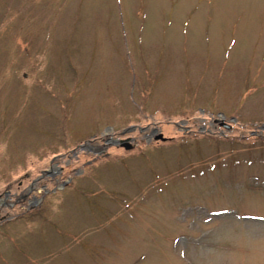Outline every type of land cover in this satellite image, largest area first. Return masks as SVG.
Instances as JSON below:
<instances>
[{
	"label": "rangeland",
	"instance_id": "374dc122",
	"mask_svg": "<svg viewBox=\"0 0 264 264\" xmlns=\"http://www.w3.org/2000/svg\"><path fill=\"white\" fill-rule=\"evenodd\" d=\"M0 264H264V0H0Z\"/></svg>",
	"mask_w": 264,
	"mask_h": 264
},
{
	"label": "flooded vegetation",
	"instance_id": "af4514ba",
	"mask_svg": "<svg viewBox=\"0 0 264 264\" xmlns=\"http://www.w3.org/2000/svg\"><path fill=\"white\" fill-rule=\"evenodd\" d=\"M216 123L220 124V126L223 129L227 130L226 127H228V124L226 123V121L225 122H221V121L217 120ZM136 129L139 130V132H141V133H143V134L146 135V140H147V144L148 145L152 142L151 140H154L157 143L158 142H165L163 140V138L162 139H159V136L156 135L158 133V129L157 128H153L152 130L149 131V128L148 127H146V128L135 127L132 131H134ZM189 131H190L189 128H187V133H189ZM127 140H128L127 145H132L133 146V150H135V148L137 147L135 144H133V142H135V139L132 138V137H130V136H128L126 138H110V139H108L106 141V143H107L108 146L120 147V148H122V149H124L126 151V149L124 148V146H125L124 142L127 141ZM90 150L93 151V152H97V149H95V148H90ZM99 152H101V150ZM74 156H76V153L74 154ZM57 163L58 162H56L52 166V168L54 169L53 170L54 172L42 171L41 172L40 179L36 180L35 183H37L38 181L42 180L46 176H52V177L58 176V177H60L62 175V173L64 172V170H63L64 168H62L60 170L57 169V168H55V166L57 165ZM69 164H70V162L68 161L67 164L65 165V167H68ZM88 164L89 165H92L90 163H88Z\"/></svg>",
	"mask_w": 264,
	"mask_h": 264
},
{
	"label": "water",
	"instance_id": "95a60500",
	"mask_svg": "<svg viewBox=\"0 0 264 264\" xmlns=\"http://www.w3.org/2000/svg\"><path fill=\"white\" fill-rule=\"evenodd\" d=\"M221 116H222V118H223V119L221 120V122H225V116H224L223 114H221ZM231 122H236V120L233 118V119L231 120ZM133 129H134V128H129L128 130H126V132H131ZM226 129H227L228 131H231V129H232V125H231V124H228V127H226ZM159 139H162V136H159ZM127 142H128V140L124 142V144H125L124 148H125L127 151H131V150L133 149V146H132V145H127ZM80 149L83 150V149H84V146H80Z\"/></svg>",
	"mask_w": 264,
	"mask_h": 264
},
{
	"label": "trees",
	"instance_id": "16d2710c",
	"mask_svg": "<svg viewBox=\"0 0 264 264\" xmlns=\"http://www.w3.org/2000/svg\"><path fill=\"white\" fill-rule=\"evenodd\" d=\"M222 140V139H221Z\"/></svg>",
	"mask_w": 264,
	"mask_h": 264
}]
</instances>
